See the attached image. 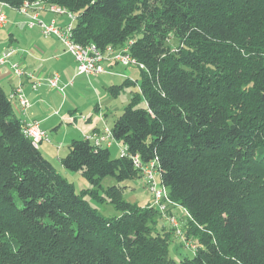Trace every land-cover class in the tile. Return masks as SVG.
Wrapping results in <instances>:
<instances>
[{
  "label": "trees",
  "instance_id": "obj_1",
  "mask_svg": "<svg viewBox=\"0 0 264 264\" xmlns=\"http://www.w3.org/2000/svg\"><path fill=\"white\" fill-rule=\"evenodd\" d=\"M24 1L33 0L0 4ZM47 1L76 16L78 43L132 41L144 66L139 93L111 136L129 155L157 160L170 200L187 210L182 233L197 248L182 264H264V0ZM12 103L0 86V264H176L158 210L121 196L119 184L137 175L127 157L72 140L60 165L88 182L76 193L22 135ZM105 178L117 183L104 190L111 216L91 205ZM154 216L165 232L150 228Z\"/></svg>",
  "mask_w": 264,
  "mask_h": 264
},
{
  "label": "built area",
  "instance_id": "obj_2",
  "mask_svg": "<svg viewBox=\"0 0 264 264\" xmlns=\"http://www.w3.org/2000/svg\"><path fill=\"white\" fill-rule=\"evenodd\" d=\"M0 7L7 6L5 4H0ZM15 11L26 19L28 28L36 27L40 31L42 37L54 38L64 47L65 51L71 55L76 64V75L78 76L112 74L111 71L108 70L111 66H118L124 69L136 68L138 71L144 70L143 64L139 63L130 54L129 48L132 45V41H128L120 49H114L111 46H106L102 49L94 44L83 45L76 42L73 38L76 16L66 9L49 3L47 0L24 1L21 7ZM45 15L63 17L64 22L62 25H58L56 20L45 21L42 18ZM5 24L6 16L0 11V28L4 27ZM14 53L15 50L11 48L2 52L0 54V65L7 64L8 58ZM9 65L15 75L18 77L23 75L22 69H20L17 64ZM29 77L31 78L30 75ZM41 85H45L49 89L55 90L63 95V87L60 84V77L57 73H53L50 77L45 79L36 78L32 82L31 88L33 91H36ZM10 99L16 101L22 111L27 110L30 106L20 86L13 91L10 95ZM21 133L36 147L41 143L50 142L48 132L41 128L37 121L23 122L21 125ZM84 139L94 147L118 144L112 138L111 129L107 125L103 126L99 133L89 135ZM119 146V156L123 158L127 157L130 160L133 169L137 175H139L142 185L152 199V206L158 210L164 223L172 229L174 235L181 243L195 250L197 246L195 244L189 246L191 243L185 240L182 233V223H180L179 218L176 217V215L174 216L168 213L167 204L169 200L167 198L166 188L162 185L160 180L157 160L152 159L143 162L138 155H129L125 147L122 145Z\"/></svg>",
  "mask_w": 264,
  "mask_h": 264
},
{
  "label": "rangeland",
  "instance_id": "obj_3",
  "mask_svg": "<svg viewBox=\"0 0 264 264\" xmlns=\"http://www.w3.org/2000/svg\"><path fill=\"white\" fill-rule=\"evenodd\" d=\"M5 38V35L3 36V33H0V42ZM165 42L169 43L170 47L172 48H175V45L177 44L176 40L173 38H171L169 42L168 40H166ZM128 71L129 72L127 74L130 73L135 75L136 73H139L136 68L129 69ZM119 73L124 75V72L121 70ZM106 75L107 74H104L102 76L93 75L90 77L83 75L78 77L75 80V87H71V90L73 92L70 91V89H67L65 92V96H59L57 94V91H50L45 93V100L54 104V106H52V110L54 108L62 110L60 115L66 116L68 115V112L73 111L74 108L77 110L75 123L71 124L70 127L66 126V124L68 125V122L64 123V126L62 127L64 129V132L60 134L56 139L58 141H56L57 143H59L61 138L64 139V137H66V132H69V135L75 134L77 137L79 134L81 136L84 132L91 130L92 127H97L100 130L105 125L111 127L115 119H117L122 114L124 107L130 100L131 94L139 93V74L136 76V84L131 83V86L120 91L118 96L112 95L110 93V87L111 85H119L124 80V78H119V76ZM79 84L81 85V87L78 88ZM63 100H65L64 105L62 104ZM54 136L56 135H49L50 145H48L47 143H42L38 145L39 149L45 152L48 158L52 162H54V167L60 173V175L63 176L68 182L73 184L76 193L89 188L88 182L84 180L78 173L67 172L56 165V151H58V149L56 148L55 150L56 145L54 144V141H51L52 137ZM73 138L74 137L68 136L67 141H70ZM63 139L61 140V143ZM112 145L114 146L108 149L110 156L113 159H117L119 152L118 149L120 146L119 144ZM65 153L66 149H63L60 155L64 156ZM114 184H117L114 179L105 178L101 183V186L103 187L102 190L98 189V191L96 192L97 195H102L101 201H99L98 203H96L98 200H96L95 202L91 201V205L106 216L113 215L114 210L109 203V193H104V190H106V187L112 186ZM119 187V191L123 199L126 200L129 204L134 205L136 210L143 212L154 208L150 202L149 194L146 192L144 186L140 181L139 175H135L134 179L126 180L120 183ZM166 192L167 198L169 200V203L167 204V210L170 212L172 211L173 214H175L176 217L179 218L180 223L185 226L187 219L189 218L187 210L170 200L167 188ZM156 218L157 217L154 216L152 219V223H149L150 228H155V231H158L160 233L165 232L162 226L163 222H161L160 220L158 221ZM163 225L165 224L163 223ZM169 229L170 228L167 225L166 230ZM171 234L168 233V254L175 261V263L182 264L185 260L193 258V253H196V249L193 251L184 249L183 247H185V245L183 247L180 246V243H178L177 239L174 237V234L173 236ZM192 245L193 244H189V246Z\"/></svg>",
  "mask_w": 264,
  "mask_h": 264
},
{
  "label": "crops",
  "instance_id": "obj_4",
  "mask_svg": "<svg viewBox=\"0 0 264 264\" xmlns=\"http://www.w3.org/2000/svg\"><path fill=\"white\" fill-rule=\"evenodd\" d=\"M0 11L6 16V24L4 27L0 28V33H3V36L5 35L6 37L0 42V53L10 48L15 50V53L8 58V63L0 65V86L7 96L11 95L17 87L20 86L22 88L23 94L29 101L30 106L27 110L22 111L17 104L12 103L14 113L21 123L37 121L40 127L47 131L49 135H56L52 137L51 141H54L56 145L55 150L56 148L58 149V151H56L55 163L62 169L60 165V158L63 157L60 155L62 150L66 149L67 153L72 140L82 139L89 135L96 134L97 132L95 133V131L97 129L100 131V129L92 127L91 130L84 132L81 136L79 134L77 137L75 134L69 135V132H66V137H64V139L61 138L59 143H57L58 141L56 139L64 132L62 128L64 123L68 122V125L66 124L67 127L75 123L77 110L74 108L73 111L68 112V115H60L62 110L56 108L52 110L54 104L46 101L44 96L45 93L50 91L55 92V90L41 85L36 91H33L31 84L36 78L45 79L50 77L53 73H57L60 77V84L63 87L62 96H65L66 90L70 89V91H72L71 87H75V80L80 77L76 75V64L71 55L65 51L64 47L56 39L42 37L40 31L36 27L28 28L26 19L18 14L17 11L7 7H0ZM42 18L45 21L56 20L58 25H62L64 22L63 17L45 15ZM9 64H17L20 69H22L23 75H21V77L15 75ZM108 70L111 71L112 74H107L106 76H119V78L123 77L124 80L128 78L135 80L138 75V73L135 75L130 73L127 74L129 69L118 66H111ZM120 70L124 72V75L119 73ZM79 87H81L80 84L78 85V88ZM57 94L59 96L61 95L60 93ZM64 102L65 100L62 102L63 105ZM68 136L74 138L67 141ZM62 139L63 141L61 143ZM49 143L47 144L50 145ZM112 146L114 145L107 146L106 148L109 149ZM39 151L47 160L52 164L54 163L48 158L45 152L41 149H39Z\"/></svg>",
  "mask_w": 264,
  "mask_h": 264
}]
</instances>
